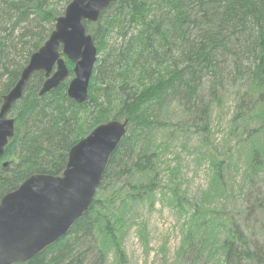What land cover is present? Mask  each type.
I'll return each mask as SVG.
<instances>
[{
  "label": "trees",
  "instance_id": "16d2710c",
  "mask_svg": "<svg viewBox=\"0 0 264 264\" xmlns=\"http://www.w3.org/2000/svg\"><path fill=\"white\" fill-rule=\"evenodd\" d=\"M70 1L0 0V105ZM83 25L98 55L88 97L80 104L68 97L73 64L66 58L68 77L46 94L39 95L44 71L31 75L8 114L15 129L0 159V200L33 174L61 175L69 150L92 128L126 120V133L66 236L14 264H105L110 253L124 260L122 223L133 205L152 196L159 172L164 146L152 137L177 108L184 129L207 132L208 141L225 82L235 89L229 135L244 164L226 149L207 150V198L227 194L231 168L241 170L237 188L246 197L231 210L196 206L175 259L264 264L257 237L264 235V0H116Z\"/></svg>",
  "mask_w": 264,
  "mask_h": 264
},
{
  "label": "water",
  "instance_id": "95a60500",
  "mask_svg": "<svg viewBox=\"0 0 264 264\" xmlns=\"http://www.w3.org/2000/svg\"><path fill=\"white\" fill-rule=\"evenodd\" d=\"M116 0H71L43 45L34 51L15 85L0 105V159L14 136L8 114L22 98L31 75L44 71L39 95L55 89L73 64L67 95L76 103L88 97L97 49L83 21H97L100 12ZM61 49V52H59ZM127 121L102 123L80 139L68 153L61 175L33 174L0 200V264L25 262L66 236L92 203L111 154L126 133Z\"/></svg>",
  "mask_w": 264,
  "mask_h": 264
},
{
  "label": "rangeland",
  "instance_id": "374dc122",
  "mask_svg": "<svg viewBox=\"0 0 264 264\" xmlns=\"http://www.w3.org/2000/svg\"><path fill=\"white\" fill-rule=\"evenodd\" d=\"M223 93L222 104L213 106L210 114L208 141L207 132L184 129V116L177 108H172L168 122L157 129L151 140L155 144L161 142L164 147L158 163L159 172L153 178L154 192L147 200L133 205L122 223L125 259L120 261L110 253L105 264H183L175 258L185 224L196 206L202 205L206 210L207 203L218 208L222 204L227 205L228 210L241 206L240 202L246 195L245 191L237 188L240 185L239 168H231L226 176V195L219 192L207 198V193L211 196L208 191L212 177L207 150H213L214 146L220 152L226 149L225 152L230 151L234 161L240 163L239 167L244 164L236 152V136L229 135L235 89L225 82ZM8 117L13 118L11 115ZM257 237L264 245V235L258 234Z\"/></svg>",
  "mask_w": 264,
  "mask_h": 264
},
{
  "label": "bare ground",
  "instance_id": "6f19581e",
  "mask_svg": "<svg viewBox=\"0 0 264 264\" xmlns=\"http://www.w3.org/2000/svg\"><path fill=\"white\" fill-rule=\"evenodd\" d=\"M10 113V112H9Z\"/></svg>",
  "mask_w": 264,
  "mask_h": 264
}]
</instances>
